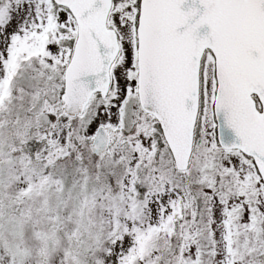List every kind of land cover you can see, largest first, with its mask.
<instances>
[{
    "label": "snow or ice",
    "instance_id": "1",
    "mask_svg": "<svg viewBox=\"0 0 264 264\" xmlns=\"http://www.w3.org/2000/svg\"><path fill=\"white\" fill-rule=\"evenodd\" d=\"M0 264H264V0H0Z\"/></svg>",
    "mask_w": 264,
    "mask_h": 264
}]
</instances>
